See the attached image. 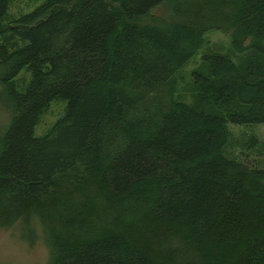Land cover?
Returning a JSON list of instances; mask_svg holds the SVG:
<instances>
[{
    "label": "trees",
    "instance_id": "obj_1",
    "mask_svg": "<svg viewBox=\"0 0 264 264\" xmlns=\"http://www.w3.org/2000/svg\"><path fill=\"white\" fill-rule=\"evenodd\" d=\"M0 0V229L46 264H264V0ZM163 5L161 13L155 12ZM210 30L225 52L181 71ZM64 102L46 133L34 129ZM239 152H229L231 142Z\"/></svg>",
    "mask_w": 264,
    "mask_h": 264
},
{
    "label": "rangeland",
    "instance_id": "obj_2",
    "mask_svg": "<svg viewBox=\"0 0 264 264\" xmlns=\"http://www.w3.org/2000/svg\"><path fill=\"white\" fill-rule=\"evenodd\" d=\"M41 0H13L9 12L14 15L27 12L36 6ZM163 5L154 9V13L163 11ZM204 43L197 51L196 55L183 67L181 75L182 84L178 90V97L189 102L191 92L182 88L183 84L190 81V71L199 67L200 55L205 52H225L228 48L229 35L227 32L210 30L204 34ZM64 102L53 100L48 109L42 115L39 123L34 129L35 136L43 135L49 127L61 116ZM12 109L7 102V92L0 86V141L11 122ZM230 137L236 138L238 142H245L249 136L255 137L258 142L264 141V123L256 125H234L228 124ZM239 147L235 142H231L229 152L237 155ZM243 158L251 165L262 167L264 165V154L256 155L254 152H246ZM48 250L43 240L39 238L33 245H30L21 237V229L18 224L7 229H0V264H46Z\"/></svg>",
    "mask_w": 264,
    "mask_h": 264
}]
</instances>
